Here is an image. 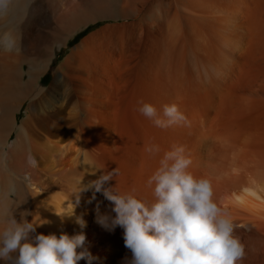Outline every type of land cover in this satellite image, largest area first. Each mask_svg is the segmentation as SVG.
Here are the masks:
<instances>
[{
  "label": "bare ground",
  "instance_id": "1",
  "mask_svg": "<svg viewBox=\"0 0 264 264\" xmlns=\"http://www.w3.org/2000/svg\"><path fill=\"white\" fill-rule=\"evenodd\" d=\"M61 1L33 7L52 27L43 45L16 27L27 0L0 20L21 43L18 53L0 51V207L18 220L27 214L34 235L83 232L93 264H123L131 256L123 229L97 223L115 215L113 205L101 193L93 199L94 189L78 193L79 182L116 169L106 187L152 202L148 178L183 146L238 225L242 264H264V0ZM102 21L41 85L57 47ZM141 102L175 103L189 126L156 127ZM153 145L159 154L146 150Z\"/></svg>",
  "mask_w": 264,
  "mask_h": 264
},
{
  "label": "clouds",
  "instance_id": "2",
  "mask_svg": "<svg viewBox=\"0 0 264 264\" xmlns=\"http://www.w3.org/2000/svg\"><path fill=\"white\" fill-rule=\"evenodd\" d=\"M31 3V0H29ZM17 7V0H0V20H7ZM20 37L12 29H0V51L18 53ZM141 115L156 127L189 126V121L177 104H166L158 110L141 102ZM157 155L159 146L146 149ZM29 167L38 161L29 156ZM193 160L183 146H173L159 160V166L148 178L152 202L137 198L133 193H121L106 187L118 170L104 173L87 185L80 181V191L94 189L113 205L111 215H98L97 223L108 231L123 229L124 246L131 256L123 264H242L247 248L236 234L238 225L230 212L216 197L213 182L197 177L190 170ZM78 199V197H77ZM59 214V213H58ZM73 214V213H72ZM71 214V215H72ZM0 207V261L4 264H93L95 257L86 247V235L38 234V224ZM65 215V214H59ZM68 215V214H66ZM76 223L86 226L82 217Z\"/></svg>",
  "mask_w": 264,
  "mask_h": 264
},
{
  "label": "rangeland",
  "instance_id": "3",
  "mask_svg": "<svg viewBox=\"0 0 264 264\" xmlns=\"http://www.w3.org/2000/svg\"><path fill=\"white\" fill-rule=\"evenodd\" d=\"M27 1H28V3L26 2V4H28V6H27L28 9L26 10V7H25V12H24L25 14L23 15L24 18L22 17L21 21L19 20V22L16 23V27H18V29H21V30L23 29L24 30V33H26L28 36H30L32 42L35 41V42H33V44L35 43V46H37V45L39 46L40 45L39 44L40 42H41V45H43V44L47 43L49 40L52 39V34L51 33L53 31L50 30L52 27H50L51 25L48 24L47 22H45L42 19V15L40 14V12L38 10L34 9L33 7L35 5H37L39 2H41V1L42 2L43 1L47 2V0H31V3H29V0H27ZM48 1H50V0H48ZM51 1H54V2L56 1L57 2L58 0H51ZM68 1L67 0H64V1H61V2H63V4H65ZM89 1H91V0H89ZM94 1H97V0H94ZM32 4H33V6H32ZM34 17H35V19H34ZM37 18H39V19H37ZM106 23H107V21H102V22H100L98 24L91 25L88 28H83L82 30H80L79 32H77L75 34V36L72 37L71 41L69 42L70 44L67 47H65L62 51H60V47L58 46L57 47V55H56V57H54L53 62H52L53 64H51L48 72L45 73V76L43 77V80H41V82H40L41 85L42 84L43 85H48L51 82L52 78L54 77V75L56 74V72L59 71L58 70L59 67L62 65L63 61L65 60L66 56L68 55V53L70 52V50H71V48L73 46H75L76 44H78L90 32H92L93 30L97 29L98 27H100V26H102V25H104ZM25 28L27 30H25ZM43 33H44V38H43ZM35 35H37L36 38H35ZM45 35H46V37H49L50 36L51 39H50V37L49 38H45ZM41 37H42V39H41ZM35 39H38V41L35 40ZM39 39H41V41ZM36 41L38 42V44H37ZM25 113L26 112H25L24 109H23L22 112L19 113V116H18L19 121L22 120V118L25 116Z\"/></svg>",
  "mask_w": 264,
  "mask_h": 264
}]
</instances>
